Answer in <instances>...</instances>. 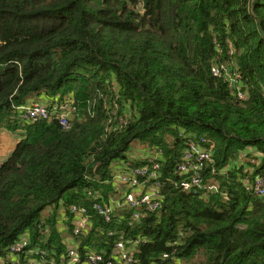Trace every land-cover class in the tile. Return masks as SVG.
I'll list each match as a JSON object with an SVG mask.
<instances>
[{"label":"trees","instance_id":"obj_1","mask_svg":"<svg viewBox=\"0 0 264 264\" xmlns=\"http://www.w3.org/2000/svg\"><path fill=\"white\" fill-rule=\"evenodd\" d=\"M261 27L264 0H0V130L24 132L0 164V262H67L78 247L88 264L123 239L137 264H264V196L246 187L264 173ZM42 96L51 112L70 100L69 126L19 117ZM193 135L214 149L196 192L177 169ZM136 141L135 165L157 152L161 208L108 220L93 204L118 197L112 163H131ZM71 204L88 207V231Z\"/></svg>","mask_w":264,"mask_h":264},{"label":"built area","instance_id":"obj_2","mask_svg":"<svg viewBox=\"0 0 264 264\" xmlns=\"http://www.w3.org/2000/svg\"><path fill=\"white\" fill-rule=\"evenodd\" d=\"M230 53L232 54L233 52L230 51ZM213 72L215 74L218 73L217 66L213 68ZM239 77V74L236 75V77L232 76L230 85L233 86L232 83H235L236 79ZM238 96L240 99L247 98L246 92H242L241 90L238 91ZM69 101L70 100H66L65 103L56 104L52 112L48 110L46 103L40 101H33L25 105L17 106V111L21 119L31 121L49 119L52 115L58 114L60 123L64 127H67L71 122V116L68 111H66V108L69 106L67 102ZM114 111L116 112V110ZM120 121L125 122V119L120 118ZM213 152V145L205 136L193 135V137L189 139L187 148L184 150L182 159L177 166V169L181 174H187V177L180 183V186L184 190L197 191L196 187L202 183L203 173L214 162ZM130 155H132V157H129L132 159L131 163L123 165V162L119 161V166L115 165L112 167V182L120 188V194L118 197L111 198L107 204H102L98 201L93 204V208L103 214L108 220L111 219L114 210L122 206H128L133 209L134 218H139L138 208H145L149 211H155L161 208L163 197L161 188L162 184L158 180V173L156 172L159 165L154 160L158 156L157 152L151 155L146 154L144 155L145 157H143L152 163L151 167L147 164H134V160L139 159L142 154L139 155V157H136L131 153ZM116 167H120V169H117ZM246 187L248 190H252L257 196L263 197L264 173L256 176L253 183H247ZM209 189L215 190L216 186H209ZM69 209L74 213L73 227L75 233L88 231L92 225V218L88 207L85 205L78 206L71 204ZM109 234H112V232H109ZM121 237H123V235ZM28 243V234L22 235L11 245L9 249L10 253L12 255L20 254L26 249ZM135 244L136 242H133L132 246ZM32 252L33 250L27 251L29 254ZM88 253V264H99L100 262H103L104 264H137V261L134 260V257L131 254V248L127 246V242L123 239L117 240L114 244L109 260L106 259V256L103 253L95 252L92 249H90ZM67 256V262L51 260L48 263H44L40 259L29 258L25 264H76L80 259L78 247L70 249ZM163 257H167V254H164Z\"/></svg>","mask_w":264,"mask_h":264},{"label":"rangeland","instance_id":"obj_3","mask_svg":"<svg viewBox=\"0 0 264 264\" xmlns=\"http://www.w3.org/2000/svg\"><path fill=\"white\" fill-rule=\"evenodd\" d=\"M46 102V104H47V101H45ZM23 131H22V133H15V136H21V138L23 137ZM23 139V138H22ZM8 140H10L11 142H13L14 140L13 139H11V138H7L6 139V141L4 140V142H5V144H4V142L0 145V152H2L1 154H0V164L2 163V162H4L7 158H8V156L10 155V153L13 151H9V149H10V147H12V145L14 144V143H12V144H10L9 145V142H8ZM20 141V140H19ZM15 145V144H14ZM141 144H139V142H134L133 144H132V148H133V150L132 151H130V153L131 154H133V155H135L136 157H139V155H141L142 154V152H143V148L140 146ZM9 146V147H8ZM240 156H241V159L240 160H246V158H245V156H246V154L245 153H242V154H240ZM239 160V161H240ZM116 161V163L114 164V162ZM114 162L112 163V167L113 166H115V165H117V166H119L120 164L118 163L119 161H117V160H114ZM242 164V163H241ZM245 167L247 168V169H249L250 168V166L248 165V164H246L245 165ZM117 169H120V167H116ZM1 258V257H0ZM178 262H180V261H177V263ZM176 263V264H177ZM182 264H185V263H183L182 262ZM187 264H192V263H189V262H187Z\"/></svg>","mask_w":264,"mask_h":264},{"label":"crops","instance_id":"obj_4","mask_svg":"<svg viewBox=\"0 0 264 264\" xmlns=\"http://www.w3.org/2000/svg\"><path fill=\"white\" fill-rule=\"evenodd\" d=\"M33 101H42V102H45V101H47V99H45L43 96L42 97H40V98H38L37 100L35 99V100H33ZM7 138H11V139H13L14 141L13 142H11L10 140H8V142H9V145L10 144H12V143H14L13 145H12V147H10V149H9V151L11 150H13L15 147H16V145H17V143L19 142V140H21V136L19 135V136H15V133H12V132H10V131H6V130H0V145L4 142V140L6 141V139ZM4 144H5V142H4ZM9 147V146H8ZM3 152V151H2ZM2 152H0V154L2 153ZM260 153L259 152H254V157L256 158V162H257V156L259 155ZM244 164V166L247 164V161L246 160H243L242 159V164L241 165H243ZM249 165V164H248ZM250 169V168H249ZM0 264H2V261L0 262Z\"/></svg>","mask_w":264,"mask_h":264},{"label":"water","instance_id":"obj_5","mask_svg":"<svg viewBox=\"0 0 264 264\" xmlns=\"http://www.w3.org/2000/svg\"><path fill=\"white\" fill-rule=\"evenodd\" d=\"M260 31H261L262 37L264 38V29L262 27L260 28Z\"/></svg>","mask_w":264,"mask_h":264}]
</instances>
